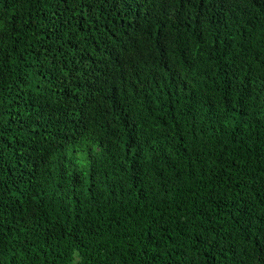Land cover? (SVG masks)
<instances>
[{
    "label": "trees",
    "instance_id": "trees-1",
    "mask_svg": "<svg viewBox=\"0 0 264 264\" xmlns=\"http://www.w3.org/2000/svg\"><path fill=\"white\" fill-rule=\"evenodd\" d=\"M0 264H264V0H0Z\"/></svg>",
    "mask_w": 264,
    "mask_h": 264
}]
</instances>
